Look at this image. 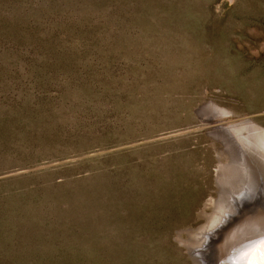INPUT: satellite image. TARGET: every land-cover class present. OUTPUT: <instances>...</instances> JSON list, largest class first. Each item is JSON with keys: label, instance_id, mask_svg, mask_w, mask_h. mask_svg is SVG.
<instances>
[{"label": "rangeland", "instance_id": "374dc122", "mask_svg": "<svg viewBox=\"0 0 264 264\" xmlns=\"http://www.w3.org/2000/svg\"><path fill=\"white\" fill-rule=\"evenodd\" d=\"M234 128L264 132V0H0V264L231 263L264 228Z\"/></svg>", "mask_w": 264, "mask_h": 264}, {"label": "bare ground", "instance_id": "6f19581e", "mask_svg": "<svg viewBox=\"0 0 264 264\" xmlns=\"http://www.w3.org/2000/svg\"><path fill=\"white\" fill-rule=\"evenodd\" d=\"M226 114V113H225ZM202 115V113H201ZM220 115V114H219ZM206 118V117H205ZM215 121V120H214ZM224 122V121H223ZM236 124V123H235ZM224 127V126H223ZM252 127V126H250ZM228 129V128H227ZM256 129V128H255ZM260 130V129H259ZM232 131V134L234 136V138L236 139L237 141V144L239 145V148L237 149H242L240 152H241V156H242V160L241 162L239 163V171L238 173L235 172V173H231L229 174L230 177H232V181H231V185L232 187H234V185L237 184V182H244L246 181L247 179H249V175L252 173V172H257L259 177L261 175H264V132H260V131H257V130H254L252 132H249L248 134H243L242 130L239 129V128H234L231 130ZM230 131V132H231ZM218 132V131H217ZM221 132V131H220ZM219 134V133H218ZM218 136V135H217ZM232 138V139H234ZM234 139V140H235ZM223 140V139H222ZM233 140V141H234ZM230 144V143H229ZM232 145V144H231ZM237 145V146H238ZM236 149V147H235ZM233 152V151H232ZM237 157V155H236ZM231 160V159H230ZM232 161V160H231ZM237 165V164H236ZM221 166V165H220ZM236 169V168H235ZM222 170V169H220ZM224 171H225V168H224ZM235 171V170H234ZM229 172V171H228ZM232 172V171H231ZM223 173V171H222ZM230 173V172H229ZM228 173H226L225 176H223L222 178H226L228 175ZM253 174V173H252ZM252 174L250 176H252ZM224 175V174H223ZM235 175V177L233 178V176ZM256 175V174H255ZM254 175V176H255ZM229 177V176H228ZM227 177V178H228ZM256 177V176H255ZM264 177V176H263ZM261 178V177H260ZM220 179V178H219ZM258 179V178H257ZM225 180V179H224ZM224 180H221L222 182H225ZM231 180V179H229ZM255 180V179H254ZM253 180V181H254ZM263 180V179H262ZM248 181V180H247ZM252 181V179L250 180ZM252 181V182H253ZM251 182V183H252ZM236 183V184H234ZM248 183V182H247ZM229 184V182H228ZM238 186V185H236ZM239 186H241L239 184ZM234 189V188H233ZM223 190V189H222ZM232 190V189H231ZM221 191V190H220ZM235 192V191H234ZM220 195V194H219ZM230 197V196H229ZM233 198V196H232ZM220 199V198H219ZM234 200V199H233ZM231 200V201H233ZM230 201V202H231ZM230 202H228V200H225V199H222L221 201H219L218 203H216V207H215V210H214V213L212 214V216L210 217L209 216V219L207 218V222H206V225H205V229L204 230H208L209 231L213 230L214 228L218 227L225 219L226 217L228 218L229 217V206H230ZM230 203V204H229ZM233 205L231 204V207ZM234 208V207H233ZM232 208V210H233ZM231 210V211H232ZM212 213V212H211ZM257 227V226H256ZM259 229H261L258 234H256V236L250 238V239H240L238 242H236L235 245H232L230 248V250H228L227 254L225 257L229 256L230 254L233 255V257L231 256L230 260L228 258V260L231 262L229 264H249V261L256 255V248L259 247L258 244H252L251 242L253 241H258L259 238L261 237H264V228L263 226H258ZM201 230V229H200ZM196 232V231H195ZM199 232V231H198ZM197 232V233H198ZM203 233V231H201ZM200 232V233H201ZM206 233V231H204ZM200 233H199V237H200ZM194 234V232H193ZM207 234V233H206ZM211 234H209L208 237H210ZM197 236V237H198ZM203 236V235H202ZM193 237V235H192ZM207 238V236H205ZM250 237V236H249ZM196 238V237H195ZM201 238V237H200ZM205 238V239H206ZM198 241H201V240H198ZM194 242V241H193ZM196 242V241H195ZM202 242H204V240L202 239ZM201 242V243H202ZM204 244V243H203ZM195 245V244H193ZM198 245V244H197ZM205 245V244H204ZM203 246V245H202ZM210 246V245H209ZM197 247V246H196ZM206 247V246H205ZM194 249V248H193ZM198 249V247H197ZM196 249V250H197ZM201 249H205V248H201ZM207 249V248H206ZM199 250V249H198ZM194 251V250H193ZM201 253V251H200ZM209 253V250L208 251H204V253H201V254H198V253H191L192 256L195 255L196 258H193L194 261H196L197 263H200L202 262V264H209L210 262L208 261L207 259V254ZM201 264V263H200Z\"/></svg>", "mask_w": 264, "mask_h": 264}, {"label": "snow or ice", "instance_id": "6c2138e0", "mask_svg": "<svg viewBox=\"0 0 264 264\" xmlns=\"http://www.w3.org/2000/svg\"><path fill=\"white\" fill-rule=\"evenodd\" d=\"M251 243L258 244L259 247L256 248V255L249 261V264H264V237Z\"/></svg>", "mask_w": 264, "mask_h": 264}, {"label": "water", "instance_id": "95a60500", "mask_svg": "<svg viewBox=\"0 0 264 264\" xmlns=\"http://www.w3.org/2000/svg\"><path fill=\"white\" fill-rule=\"evenodd\" d=\"M230 218L227 219V221H225L223 224L221 223L220 227H218V229L222 228L224 226V224H226L228 222ZM217 230V229H216Z\"/></svg>", "mask_w": 264, "mask_h": 264}]
</instances>
